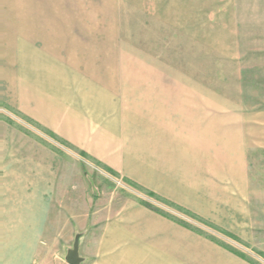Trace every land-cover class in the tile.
<instances>
[{"label":"crops","instance_id":"crops-1","mask_svg":"<svg viewBox=\"0 0 264 264\" xmlns=\"http://www.w3.org/2000/svg\"><path fill=\"white\" fill-rule=\"evenodd\" d=\"M90 27H30L35 35L10 42L5 56L0 49V102L54 134L58 147L136 187V194L101 195L62 155L58 169L49 155L37 159L38 168L14 170L27 180L10 191L0 169V235L3 208L14 218L8 227L15 239L18 212L12 209L25 208L32 222L38 219L31 225L57 226L58 240L80 234L83 264H251L191 226L222 223L231 180L243 171L245 128L232 121V128L217 130L222 122L208 116L204 86H179L149 67L137 68L141 59L126 57L110 31ZM224 133L235 146L223 143ZM3 192L11 193L4 205ZM21 256L26 264L35 257L31 249ZM19 257L18 250L0 251V264H22Z\"/></svg>","mask_w":264,"mask_h":264},{"label":"rangeland","instance_id":"rangeland-1","mask_svg":"<svg viewBox=\"0 0 264 264\" xmlns=\"http://www.w3.org/2000/svg\"><path fill=\"white\" fill-rule=\"evenodd\" d=\"M52 24L74 26L79 31L104 26L99 30L110 31V39L119 41L126 57L141 59L137 68L149 67L153 73L173 78L179 86L205 87L208 116L222 122L217 121V130L232 128V121L233 127L245 128L246 143L239 144L244 159L239 157L242 162L238 163L243 171L231 180L234 185L225 215L219 219L222 223L213 222L210 227L194 222L191 226L247 262L264 264V0H0L3 55L13 40L32 36L33 32L27 31L30 27L37 31ZM94 35L90 32L88 36ZM80 36L88 37L83 32ZM250 117L253 119L247 123ZM0 123V169L5 189L10 191L11 184L27 180L14 170L28 165L38 168L37 159H48L49 155L58 169V155H62L64 162L85 172L88 185L91 182L101 195L106 191L118 200L121 195L136 194V187L102 174L100 166L77 157L68 146L58 147L54 134L1 102ZM222 135L223 143L236 145L229 135ZM26 149H31L30 155L22 156ZM2 195L4 205L11 193ZM12 210L13 214L18 212V238L8 227L14 225V218L6 217L10 209L3 208V255L18 250L22 263L27 258L21 255L31 249L35 257L28 264H69L67 256L79 237L83 264L80 234H65V240H58L57 226L43 231L42 225H31L30 210ZM37 221L35 218L32 223Z\"/></svg>","mask_w":264,"mask_h":264},{"label":"water","instance_id":"water-1","mask_svg":"<svg viewBox=\"0 0 264 264\" xmlns=\"http://www.w3.org/2000/svg\"><path fill=\"white\" fill-rule=\"evenodd\" d=\"M82 259L79 257V237L76 239L74 249L69 252L67 262L69 264H80Z\"/></svg>","mask_w":264,"mask_h":264}]
</instances>
